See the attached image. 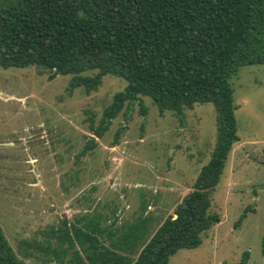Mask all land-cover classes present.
<instances>
[{"label":"rangeland","instance_id":"1","mask_svg":"<svg viewBox=\"0 0 264 264\" xmlns=\"http://www.w3.org/2000/svg\"><path fill=\"white\" fill-rule=\"evenodd\" d=\"M49 75L0 68V228L8 244L23 264H44L39 252L26 258L20 242L42 241L51 228L95 213L115 228L150 217L149 239L209 162L214 106L194 105L179 118L140 97L98 139L94 129L125 80L105 76L86 95L68 90L71 76ZM230 82L240 140L210 197L220 222L169 264H238L245 252L247 264H264V65L241 67Z\"/></svg>","mask_w":264,"mask_h":264},{"label":"trees","instance_id":"2","mask_svg":"<svg viewBox=\"0 0 264 264\" xmlns=\"http://www.w3.org/2000/svg\"><path fill=\"white\" fill-rule=\"evenodd\" d=\"M251 65H264V0H0V68L37 67L50 80L71 76L68 90L83 88L86 95L105 76L125 80L104 109L96 138L140 97L150 98L160 114L181 118L207 103L216 114L208 164L149 239L150 217L115 228L95 213L51 228L42 241H21L25 257L39 252L44 264H169L178 251L200 247L220 222L210 197L240 140L230 81ZM248 260L245 252L238 264ZM0 264H23L1 228Z\"/></svg>","mask_w":264,"mask_h":264}]
</instances>
